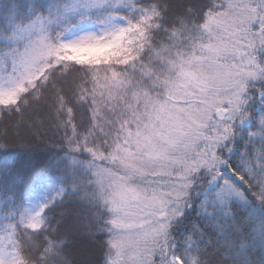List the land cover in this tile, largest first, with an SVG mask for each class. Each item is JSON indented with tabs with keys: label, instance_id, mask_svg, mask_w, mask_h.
<instances>
[{
	"label": "snow or ice",
	"instance_id": "snow-or-ice-1",
	"mask_svg": "<svg viewBox=\"0 0 264 264\" xmlns=\"http://www.w3.org/2000/svg\"><path fill=\"white\" fill-rule=\"evenodd\" d=\"M0 264H264V0H0Z\"/></svg>",
	"mask_w": 264,
	"mask_h": 264
},
{
	"label": "trees",
	"instance_id": "trees-1",
	"mask_svg": "<svg viewBox=\"0 0 264 264\" xmlns=\"http://www.w3.org/2000/svg\"><path fill=\"white\" fill-rule=\"evenodd\" d=\"M44 151L43 148L37 149L36 155H42Z\"/></svg>",
	"mask_w": 264,
	"mask_h": 264
}]
</instances>
